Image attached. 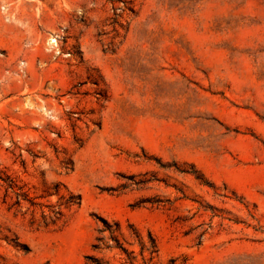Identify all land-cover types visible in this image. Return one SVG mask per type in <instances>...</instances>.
<instances>
[{
    "label": "rangeland",
    "instance_id": "rangeland-1",
    "mask_svg": "<svg viewBox=\"0 0 264 264\" xmlns=\"http://www.w3.org/2000/svg\"><path fill=\"white\" fill-rule=\"evenodd\" d=\"M94 262L264 264V0H0V264Z\"/></svg>",
    "mask_w": 264,
    "mask_h": 264
},
{
    "label": "trees",
    "instance_id": "trees-1",
    "mask_svg": "<svg viewBox=\"0 0 264 264\" xmlns=\"http://www.w3.org/2000/svg\"><path fill=\"white\" fill-rule=\"evenodd\" d=\"M103 223L105 224V228L101 229L100 231H101V232H103V231H108L109 234H110V239H111L112 241H114V243H115L114 247H116V248H118L120 251L125 252L126 254H128L129 252H127V250L122 246V244L118 241V239L116 238V235H115V232H116V231H119V229H120V224H119L118 222L115 221V222H113V224H112V225H114V228H112V225L108 224L107 222L103 221ZM128 227L131 229V231H132L133 234H135L136 236H138L137 231L135 230V228H134L132 225L129 224ZM148 237H149V240H150V247L153 248V247L155 246V245H154V241H153V239L151 238L150 234H148ZM101 239H102V237H101V238H98L99 241H100ZM107 247H108V246H107ZM93 248H94V249H100V246H99V244H98V245H97V244H94V245H93ZM87 259H91V257L88 256ZM94 261H95V260H94ZM94 264H99V263H98V262H94Z\"/></svg>",
    "mask_w": 264,
    "mask_h": 264
}]
</instances>
